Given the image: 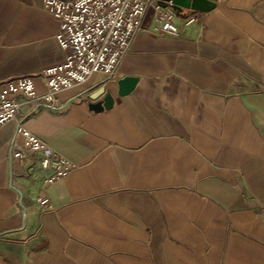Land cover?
<instances>
[{"label":"crops","instance_id":"1","mask_svg":"<svg viewBox=\"0 0 264 264\" xmlns=\"http://www.w3.org/2000/svg\"><path fill=\"white\" fill-rule=\"evenodd\" d=\"M214 2L162 7L194 19L179 35L145 17L112 73L52 107L21 98L0 127V264H264V0ZM58 32L43 0H0V82L34 76L42 93L65 58ZM105 81L113 103L94 112L85 95ZM17 122L71 163L65 176L46 183Z\"/></svg>","mask_w":264,"mask_h":264},{"label":"built area","instance_id":"2","mask_svg":"<svg viewBox=\"0 0 264 264\" xmlns=\"http://www.w3.org/2000/svg\"><path fill=\"white\" fill-rule=\"evenodd\" d=\"M43 8L59 23L56 40L65 52L64 61L42 70L44 91L37 93L34 76L14 77L0 82V127L17 120L21 98L43 100L52 107L56 95L63 89L86 81L95 73H112L126 53L135 34L144 28L149 9L161 11L155 28L170 35H179L194 19L187 18L179 26L158 5L157 0H43ZM16 133L24 148L38 154L42 168H52L46 179L51 183L65 176L71 163L59 157L42 140L17 122ZM21 157V152L14 153ZM40 205L49 208L46 198Z\"/></svg>","mask_w":264,"mask_h":264},{"label":"water","instance_id":"3","mask_svg":"<svg viewBox=\"0 0 264 264\" xmlns=\"http://www.w3.org/2000/svg\"><path fill=\"white\" fill-rule=\"evenodd\" d=\"M158 5L164 7L170 5L174 10L181 12L183 9L206 12L210 11L214 6V0H157ZM137 77H123L116 82L117 94L126 95L135 87ZM87 106L94 112L108 109L113 103V97L110 91L108 81L103 82L97 88L85 95Z\"/></svg>","mask_w":264,"mask_h":264},{"label":"rangeland","instance_id":"4","mask_svg":"<svg viewBox=\"0 0 264 264\" xmlns=\"http://www.w3.org/2000/svg\"><path fill=\"white\" fill-rule=\"evenodd\" d=\"M160 13H161V11H159V10L157 12H155L154 9H149L148 12H147V14H146V18L152 17L154 15H158L159 16Z\"/></svg>","mask_w":264,"mask_h":264}]
</instances>
